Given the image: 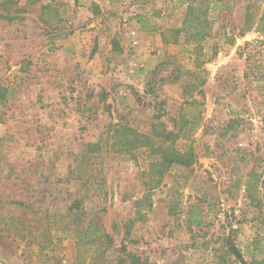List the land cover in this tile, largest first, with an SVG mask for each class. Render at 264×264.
<instances>
[{
    "label": "rangeland",
    "instance_id": "374dc122",
    "mask_svg": "<svg viewBox=\"0 0 264 264\" xmlns=\"http://www.w3.org/2000/svg\"><path fill=\"white\" fill-rule=\"evenodd\" d=\"M28 1L0 0V264H241L232 246L264 264V32L242 42L264 0H219L202 65L167 29L148 70L124 44L130 22H116L103 64L96 43L84 67L71 51L92 24L84 0ZM184 112L196 132L164 144ZM124 126L148 146L122 150ZM189 145L193 164L169 170L144 206L156 150ZM92 220L111 238L104 252L81 238Z\"/></svg>",
    "mask_w": 264,
    "mask_h": 264
},
{
    "label": "trees",
    "instance_id": "16d2710c",
    "mask_svg": "<svg viewBox=\"0 0 264 264\" xmlns=\"http://www.w3.org/2000/svg\"><path fill=\"white\" fill-rule=\"evenodd\" d=\"M219 3V0H191L182 27L179 29L171 30V33H173L174 37L173 41L171 42L176 45H182L183 52L188 54L189 57L194 58L195 62L198 63V65L205 64L206 62L204 60H200L205 57L201 44L205 42L210 36V15L211 13L219 11L221 9ZM30 4L32 3L30 2ZM254 29L256 31L264 32V12L255 24H249L246 31L251 32ZM179 38H184L185 42L182 43ZM163 39L165 44H170L165 36H163ZM196 125V119L190 121L188 118V114L184 112L179 118L180 130L178 134L175 135L172 132L164 131L160 135V137L162 141H164V144L172 141L174 137L189 140L196 132ZM115 137L116 139H118V142L122 144L121 149L125 152H131L134 149L147 147L149 142L145 140L150 139L143 137L139 132L127 126L118 128L115 131ZM156 151L159 155V158L151 165L149 182L148 184H146L147 191L142 202L144 206L148 207L152 206V192L161 186L165 174L176 166L189 168L193 164L195 158V152L193 150V147L190 145L187 146L183 151H180L177 148H170L168 150H165L162 149V147H159ZM103 186L104 182H101V184H99L101 190ZM73 207L78 208V210L80 209L79 203L75 204ZM200 223V211L198 208L193 207L190 214V224L200 225ZM81 238L94 243V246L96 245V251L99 252L106 251L105 245L107 242L111 241L110 236L106 233L104 228L94 223L93 220L91 221L89 226L84 231H82ZM231 249L241 264H252L246 262L233 246ZM118 264H126V262L120 260ZM130 264L145 263H143L138 257L131 256Z\"/></svg>",
    "mask_w": 264,
    "mask_h": 264
},
{
    "label": "crops",
    "instance_id": "0c3cea01",
    "mask_svg": "<svg viewBox=\"0 0 264 264\" xmlns=\"http://www.w3.org/2000/svg\"><path fill=\"white\" fill-rule=\"evenodd\" d=\"M190 1L191 0H84V3H79L80 11L84 13V22L90 19L92 24L84 28V34H82V36L81 31L76 33V37L78 39H83L84 37V41H82V43L78 42L76 48H72L71 51H76L79 60H82V56H84V67H86L88 52L92 44L97 43L100 48L97 52L92 53V56L96 64H103L106 56H109V54H106L104 51H112V47L110 49L105 48L107 43L106 40L108 37L111 39L116 38L119 32L122 31L119 27L117 28L116 22L123 18L124 21L130 22L128 24L130 28L127 30L123 29L126 37L124 44L129 45L131 42L129 32L135 30L137 32L139 45L137 53L140 59L147 64L146 70H148L151 65L155 63V60H158L157 58H151L149 53L155 48H163L165 46L163 36L167 29H179L182 27ZM30 2L33 6L41 5V1L33 0ZM30 2L28 1V4ZM104 8H106V12ZM99 18H103L106 23H108V21L113 23V20L115 23L112 24V28L109 31H104L102 30V26H98L96 23L93 24V22L99 20ZM81 19H83V17L79 18V20ZM124 27L126 26L124 25ZM123 32H121V34H123ZM255 34V30L246 34L242 42L252 39ZM120 43H122L121 40ZM83 44L84 49L82 48ZM91 65L92 63L88 65V67L93 73H98L102 70V68H94L91 67Z\"/></svg>",
    "mask_w": 264,
    "mask_h": 264
},
{
    "label": "built area",
    "instance_id": "2783aa9c",
    "mask_svg": "<svg viewBox=\"0 0 264 264\" xmlns=\"http://www.w3.org/2000/svg\"><path fill=\"white\" fill-rule=\"evenodd\" d=\"M130 37H131L132 46L133 47L138 46L137 32L135 30L130 31ZM132 66L135 68L142 67L141 65L138 64V61L134 62Z\"/></svg>",
    "mask_w": 264,
    "mask_h": 264
}]
</instances>
